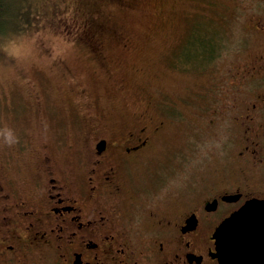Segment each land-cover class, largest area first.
<instances>
[{
    "label": "flooded vegetation",
    "instance_id": "obj_1",
    "mask_svg": "<svg viewBox=\"0 0 264 264\" xmlns=\"http://www.w3.org/2000/svg\"><path fill=\"white\" fill-rule=\"evenodd\" d=\"M229 6V16L249 18L264 36V0ZM197 28L201 37L203 28ZM211 39L210 52H203L209 60L218 46L217 37ZM90 51L99 56L101 44ZM224 76L222 92L214 78L207 90L202 84L198 121L212 131L223 123L233 137L236 130L235 149L216 156L195 194L177 195L174 202L168 194L155 197L150 178L139 179L166 124L156 114L155 97L147 102L153 112L135 114L121 126L105 121L93 99L85 101L83 114L73 111L85 134L74 132L70 146L57 138L55 111L47 107L49 140L35 148L20 142L14 159H0V264H222L216 227L247 200L264 199V85L256 84L264 81V48L253 60L230 65ZM236 86L248 100L237 102ZM68 123L74 125L72 115ZM29 156L34 160L19 173L17 164ZM154 184L163 190L164 183ZM147 191L149 199L142 198Z\"/></svg>",
    "mask_w": 264,
    "mask_h": 264
},
{
    "label": "rangeland",
    "instance_id": "obj_2",
    "mask_svg": "<svg viewBox=\"0 0 264 264\" xmlns=\"http://www.w3.org/2000/svg\"><path fill=\"white\" fill-rule=\"evenodd\" d=\"M232 1L6 0L14 11L35 17L0 35V44L20 36L32 46V54L21 61L0 50V128L8 126L18 137L11 147L0 143V159H14L20 142L35 148L49 140L47 107L55 111L57 138L70 146L74 132L85 134L73 114L84 113L85 101L93 99L105 121L121 126L135 114L153 112L147 102L155 97L156 114L166 124L139 179L150 178L155 197L160 192L171 202L177 195L195 194L201 177L217 164L216 156L224 150L231 156L238 138L223 123L213 131L206 122L199 124L198 92L202 84L207 90L213 78L220 92L227 89V68L253 60L264 48V36L249 18L229 16ZM197 26L203 28L200 38L216 30V57L210 60L190 41L200 31ZM96 43L102 48L99 56L90 51ZM235 93L237 102L249 99L237 86ZM71 115L74 125L68 123ZM32 160L29 156L18 163L19 173ZM156 181L164 183L163 190ZM140 194L149 199L151 192Z\"/></svg>",
    "mask_w": 264,
    "mask_h": 264
},
{
    "label": "water",
    "instance_id": "obj_3",
    "mask_svg": "<svg viewBox=\"0 0 264 264\" xmlns=\"http://www.w3.org/2000/svg\"><path fill=\"white\" fill-rule=\"evenodd\" d=\"M214 238L222 264H264V199L247 200L216 227Z\"/></svg>",
    "mask_w": 264,
    "mask_h": 264
},
{
    "label": "trees",
    "instance_id": "obj_4",
    "mask_svg": "<svg viewBox=\"0 0 264 264\" xmlns=\"http://www.w3.org/2000/svg\"><path fill=\"white\" fill-rule=\"evenodd\" d=\"M34 17L35 16H33V18L31 19L26 18V16L22 15L21 11L19 10L14 11L13 8L8 6V4L6 3V0H0V35H3L5 33L9 34L10 32H14L16 29L19 28L23 19L32 20L34 19ZM84 31H85V27H84ZM191 35H193V38L190 41L193 46L197 47L198 51L200 50L202 53L203 52L206 53V51L208 53L210 52V49L212 48L214 44L211 37L213 35L215 37V34H211L210 32V34H206V36L202 38V40L198 33H196V36H194V34H191Z\"/></svg>",
    "mask_w": 264,
    "mask_h": 264
},
{
    "label": "clouds",
    "instance_id": "obj_5",
    "mask_svg": "<svg viewBox=\"0 0 264 264\" xmlns=\"http://www.w3.org/2000/svg\"><path fill=\"white\" fill-rule=\"evenodd\" d=\"M0 50H2L8 58L14 61L26 60L32 54L31 42L20 36H13L3 44H0ZM18 142V137L8 126L0 128V143L6 144L9 147Z\"/></svg>",
    "mask_w": 264,
    "mask_h": 264
}]
</instances>
